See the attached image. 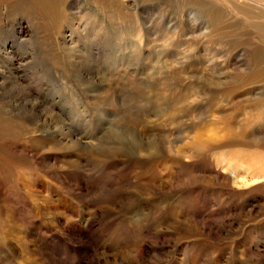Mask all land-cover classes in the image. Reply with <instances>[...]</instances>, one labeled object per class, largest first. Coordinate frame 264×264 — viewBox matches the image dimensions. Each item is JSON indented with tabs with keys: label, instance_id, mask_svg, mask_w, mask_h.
<instances>
[{
	"label": "rangeland",
	"instance_id": "obj_1",
	"mask_svg": "<svg viewBox=\"0 0 264 264\" xmlns=\"http://www.w3.org/2000/svg\"><path fill=\"white\" fill-rule=\"evenodd\" d=\"M258 3L0 0V264H264Z\"/></svg>",
	"mask_w": 264,
	"mask_h": 264
},
{
	"label": "bare ground",
	"instance_id": "obj_2",
	"mask_svg": "<svg viewBox=\"0 0 264 264\" xmlns=\"http://www.w3.org/2000/svg\"><path fill=\"white\" fill-rule=\"evenodd\" d=\"M249 1H251V0H249ZM252 2H255V3H258L257 1H255V0H252ZM258 4H260L259 6H261L262 8L264 7V5L262 4V3H258ZM247 172H248V167H247V170H246ZM260 178V177H259ZM248 179V176H243L242 178H241V181L243 180V182L244 181H246ZM236 180V179H235ZM237 180H238V178H237ZM240 180V179H239ZM237 184V183H236ZM239 184V183H238ZM237 184V185H238ZM248 184V182H246V185ZM241 185V184H240ZM244 186V185H243Z\"/></svg>",
	"mask_w": 264,
	"mask_h": 264
}]
</instances>
